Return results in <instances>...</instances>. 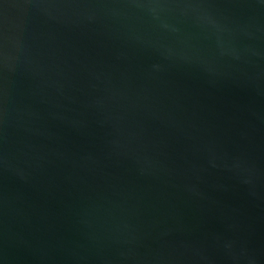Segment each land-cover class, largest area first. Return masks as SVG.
<instances>
[{"label": "water", "instance_id": "1", "mask_svg": "<svg viewBox=\"0 0 264 264\" xmlns=\"http://www.w3.org/2000/svg\"><path fill=\"white\" fill-rule=\"evenodd\" d=\"M0 264H264V0H0Z\"/></svg>", "mask_w": 264, "mask_h": 264}]
</instances>
